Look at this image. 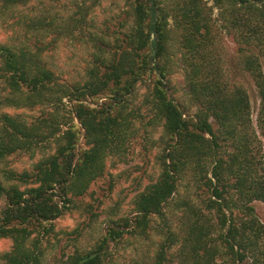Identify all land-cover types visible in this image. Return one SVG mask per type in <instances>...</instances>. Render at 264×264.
Here are the masks:
<instances>
[{
	"label": "trees",
	"instance_id": "obj_1",
	"mask_svg": "<svg viewBox=\"0 0 264 264\" xmlns=\"http://www.w3.org/2000/svg\"><path fill=\"white\" fill-rule=\"evenodd\" d=\"M34 1L0 0V20ZM99 4L20 17L25 40L0 43V240L12 242L0 261L43 264L55 222L79 208L109 157L127 152L139 123L161 129L158 178L133 198L131 216L62 264H121L120 247L130 249L128 264H264L254 206L264 204V0H127L118 31L85 36ZM223 33L237 46L232 70L256 88L255 120L247 89L228 81ZM80 35L94 44L90 60L64 76L43 44ZM174 37L194 115L170 95ZM140 85L147 93L133 108ZM25 109L39 113H17ZM23 155L39 158L21 172L9 167Z\"/></svg>",
	"mask_w": 264,
	"mask_h": 264
},
{
	"label": "rangeland",
	"instance_id": "obj_2",
	"mask_svg": "<svg viewBox=\"0 0 264 264\" xmlns=\"http://www.w3.org/2000/svg\"><path fill=\"white\" fill-rule=\"evenodd\" d=\"M80 0H36L27 7L19 8L10 14L5 20H0V43H16L25 40L24 24L20 17H33L40 13H49L57 17H63L71 11ZM209 6H213L210 2ZM76 10V9H75ZM217 15V10H214ZM127 0H100L90 19L93 21L94 29L87 32L100 33L106 28L111 32L118 31L120 24L128 20ZM90 38V37H88ZM87 37L82 35L75 41L62 38L52 43V40L44 42L47 47L45 58L51 67L64 76L76 77L82 72L83 65L90 60L91 48L94 44L89 43ZM174 46L171 55L175 62L172 66L170 95L180 103L183 109H188L191 114H196L198 108L188 99L185 89L184 71L180 63V51L177 38L174 37ZM18 40V41H17ZM51 42V43H50ZM49 45V46H48ZM220 48L226 62L228 81L233 85L244 86L251 98L253 119L257 117L260 100L251 79L232 70L237 58V46L233 39L223 33ZM147 89L145 85L138 87V92L133 100V108L140 107L145 98ZM14 113V110H9ZM18 114H24L27 118L36 116L39 112L30 110H19ZM141 113L146 116L144 125L150 121L149 112L143 108ZM161 135V129L155 126L146 128L137 123L134 127V137L127 152L121 155H112L107 161L105 175L95 181L86 196L77 200L79 208H72L55 222L54 233L45 240L47 248L46 258L43 264H62L66 255L74 251V246L89 248L96 245L105 234L109 222L122 217L131 216L132 200L136 194L144 190L152 182L156 181L159 169L156 163L158 149H152L154 140ZM84 144L82 138L80 146ZM39 156L31 159L30 156H16L8 161L10 168L19 172L26 170L38 160ZM260 220L264 223V204L254 203ZM81 234V235H79ZM50 241V244L48 242ZM12 247L9 240H0V256ZM117 253L121 264H128L132 259L130 249H122ZM0 264H3L0 261Z\"/></svg>",
	"mask_w": 264,
	"mask_h": 264
}]
</instances>
